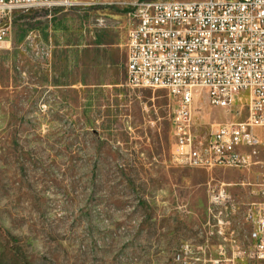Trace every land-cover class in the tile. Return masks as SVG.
<instances>
[{
	"label": "rangeland",
	"instance_id": "374dc122",
	"mask_svg": "<svg viewBox=\"0 0 264 264\" xmlns=\"http://www.w3.org/2000/svg\"><path fill=\"white\" fill-rule=\"evenodd\" d=\"M80 1L90 6L0 14L10 25L0 43V264H189L176 257L203 241L208 183L234 184L241 205L264 167H178L176 103L163 89L125 85L138 0ZM193 108L198 143L233 116L204 98ZM232 230L245 251L242 211Z\"/></svg>",
	"mask_w": 264,
	"mask_h": 264
},
{
	"label": "built area",
	"instance_id": "2783aa9c",
	"mask_svg": "<svg viewBox=\"0 0 264 264\" xmlns=\"http://www.w3.org/2000/svg\"><path fill=\"white\" fill-rule=\"evenodd\" d=\"M36 6L83 10L90 5L80 0H0V14ZM9 29L0 24V43ZM125 51V85L163 89L176 103L170 115V150L178 167H264V0H138L131 7ZM201 98L233 116L213 123L207 139L198 143L193 105ZM242 113L244 118L236 119ZM232 185L208 183L203 241L196 251L186 244L176 260L184 254L189 264H264V173L253 185L254 198L241 205ZM240 211L247 229L245 251L232 230Z\"/></svg>",
	"mask_w": 264,
	"mask_h": 264
},
{
	"label": "crops",
	"instance_id": "0c3cea01",
	"mask_svg": "<svg viewBox=\"0 0 264 264\" xmlns=\"http://www.w3.org/2000/svg\"><path fill=\"white\" fill-rule=\"evenodd\" d=\"M130 20V13H129V17H128V22ZM127 29H128V26H127ZM126 34H127V31H126ZM125 42H126V35H125V40H124V51H125ZM125 57H126V51H125Z\"/></svg>",
	"mask_w": 264,
	"mask_h": 264
}]
</instances>
